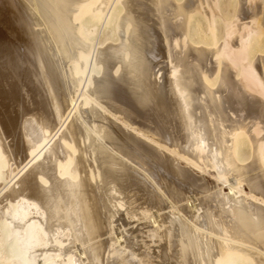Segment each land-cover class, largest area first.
<instances>
[{
	"label": "bare ground",
	"instance_id": "obj_1",
	"mask_svg": "<svg viewBox=\"0 0 264 264\" xmlns=\"http://www.w3.org/2000/svg\"><path fill=\"white\" fill-rule=\"evenodd\" d=\"M0 264H264V0H0Z\"/></svg>",
	"mask_w": 264,
	"mask_h": 264
}]
</instances>
